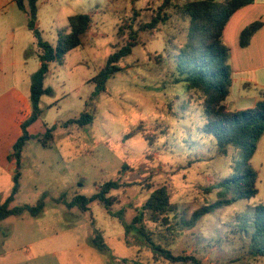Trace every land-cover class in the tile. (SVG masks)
Instances as JSON below:
<instances>
[{
	"label": "rangeland",
	"instance_id": "374dc122",
	"mask_svg": "<svg viewBox=\"0 0 264 264\" xmlns=\"http://www.w3.org/2000/svg\"><path fill=\"white\" fill-rule=\"evenodd\" d=\"M185 1L39 0L36 27L52 43L68 28L70 15L86 12L92 22L82 44L63 62L51 63L45 86L52 92L41 96L42 114L28 127L31 137L16 160L11 155L21 124L32 112L30 88L40 59L27 11L15 0H0V203L11 194L17 172L20 189L12 205L45 200L37 217L24 213L0 221V264H195L165 259L137 225L125 234V224L155 188L167 185L179 214L189 217L216 199L217 188L211 187L233 171L234 157L241 161L238 148L219 156L212 140L201 137L199 98H189L183 85L173 82L190 20L172 5ZM160 6L170 13L166 22L140 30ZM124 25L138 31V43L120 62L123 69L107 80L105 91L97 93L92 78L113 51L133 41L128 27L119 34ZM236 87L230 106L240 97ZM245 88H239L241 94L257 92L253 85ZM84 111L94 116L91 123L69 122ZM52 126L53 138L46 142ZM251 162L258 172V194L170 237L173 254H191L200 264H264V257L251 255L246 239L232 232L238 214L264 202V135ZM111 179L123 184L110 191L112 205L95 201L86 212L70 205L77 194L91 196ZM144 221L155 241L164 243L162 227L148 215ZM95 228L103 231L107 250L92 243Z\"/></svg>",
	"mask_w": 264,
	"mask_h": 264
},
{
	"label": "trees",
	"instance_id": "16d2710c",
	"mask_svg": "<svg viewBox=\"0 0 264 264\" xmlns=\"http://www.w3.org/2000/svg\"><path fill=\"white\" fill-rule=\"evenodd\" d=\"M18 6L27 11L28 25L37 37L40 65L32 76L30 88V101L32 112L21 127L23 132L14 145L11 158L19 160L27 141L31 137L28 127L42 114L39 107L43 94L51 93L52 89L45 86V79L53 62H63L65 55L82 44V36L87 32L92 22L89 13L79 12L69 16L67 29L59 31L56 43L45 40L37 29V15L39 0H15ZM255 0H189L182 4L172 5L176 13L190 20L188 38L178 48L173 73V82L181 83L189 98L197 96L199 99L200 116L202 124L198 125L201 137H209L215 152L219 156H228L231 147L239 149L241 161L234 157L233 171L211 187L217 188L216 199L194 210L189 217L179 214L178 206L171 201V193L167 185L163 184L151 191L145 203L138 207L137 214L132 222L125 224V234L131 227L137 225L148 244L165 259L172 263L191 262L200 264L193 255H175L168 248V239L180 236L185 228H193L198 221L207 214L232 203L250 199L258 194V172L252 165V158L257 150L258 142L264 134V91H259V99L252 107L244 109H231L227 99L232 87V67L230 64V48L223 38L224 29L232 15L241 7L253 3ZM170 2V0H165ZM170 13L159 7L158 15L149 23H141L139 29H152L160 22L165 23ZM263 25V21L255 20L246 25L240 32L239 44L246 47L250 44L255 32ZM129 28L133 41L113 51L107 58L105 66L92 78L96 82L97 93L105 91L107 80L121 71L120 62L132 53V48L137 45L138 31L132 25L120 27L119 34L124 28ZM185 108V106H184ZM94 116L82 112L75 122L82 126L93 121ZM55 126L47 128L45 141L53 138ZM129 134L127 137H131ZM43 142L44 144H47ZM21 173L14 176V185L11 194L0 203V221L9 216H20L29 213L39 216L45 208L42 196L34 205L24 204L14 206L16 195L20 189ZM123 184L119 180L105 181L91 196L77 194L71 206L78 207L82 212L90 208V204L99 201L110 206L113 197L109 195L112 189L120 188ZM148 219L161 226L160 237L163 242H156L153 231L146 228L144 221ZM238 221L233 224V234L241 235L247 241L249 253L253 256L264 257V202L252 206L245 212L238 214ZM103 231L94 229L95 235L92 243L100 250H107L108 245L103 236Z\"/></svg>",
	"mask_w": 264,
	"mask_h": 264
},
{
	"label": "crops",
	"instance_id": "0c3cea01",
	"mask_svg": "<svg viewBox=\"0 0 264 264\" xmlns=\"http://www.w3.org/2000/svg\"><path fill=\"white\" fill-rule=\"evenodd\" d=\"M261 20L263 25L255 32L248 46L242 47L239 44L241 30L249 23ZM223 38L230 48V64L232 67V87L228 99L232 96L235 86L238 89L236 104L231 109H244L252 107L258 101L260 90L264 91V0H255L253 3L238 9L227 23ZM257 90L256 94L243 92L246 86ZM242 88V89H239ZM264 135V134H263Z\"/></svg>",
	"mask_w": 264,
	"mask_h": 264
}]
</instances>
